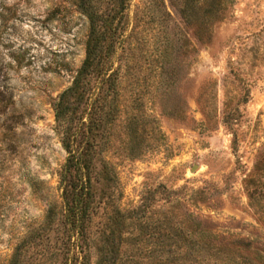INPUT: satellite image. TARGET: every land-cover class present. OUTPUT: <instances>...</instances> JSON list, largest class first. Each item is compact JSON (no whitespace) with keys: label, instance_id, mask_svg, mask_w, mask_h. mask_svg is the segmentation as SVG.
<instances>
[{"label":"rangeland","instance_id":"rangeland-1","mask_svg":"<svg viewBox=\"0 0 264 264\" xmlns=\"http://www.w3.org/2000/svg\"><path fill=\"white\" fill-rule=\"evenodd\" d=\"M163 1L170 14L163 22L151 18L163 12L160 0H131L128 9L130 19L136 6L148 12L102 152L115 171L118 204L136 205L145 187L160 183L206 187L207 201L193 211L214 232L250 241L238 262L264 264V223L244 186L264 151V0H226L209 42ZM88 28L75 0H0V264L28 231L53 235L55 222L48 228L44 218L49 206L60 208L57 171L66 153L51 103L81 65ZM160 62L172 75L167 86L158 83ZM39 247L22 264L41 262ZM207 253L195 251L184 264Z\"/></svg>","mask_w":264,"mask_h":264},{"label":"trees","instance_id":"trees-1","mask_svg":"<svg viewBox=\"0 0 264 264\" xmlns=\"http://www.w3.org/2000/svg\"><path fill=\"white\" fill-rule=\"evenodd\" d=\"M75 1L89 22L85 55L71 83L51 103L53 128L66 153L57 171L60 208L49 206L44 218L48 228L55 222L53 235L28 231L7 264H22L31 257L30 248L37 246L43 258L37 264H184L203 250L208 253L199 264H244L237 261L238 252L250 241L214 232L210 221L192 209L207 201L206 187L160 183L145 187L138 204L119 206L115 171L102 152L120 118L121 80L131 67L129 53L148 11L136 6L130 19L131 0ZM167 1L203 42L211 40L212 24L226 10V0ZM160 2L162 16L152 12L151 18L163 22L170 14ZM129 19L134 22L129 24ZM187 43L183 39L185 54ZM163 68L160 62L156 76L167 86L172 75ZM132 117L127 118L128 128ZM228 118L226 113L224 121L232 127ZM244 186L250 206L264 223V151Z\"/></svg>","mask_w":264,"mask_h":264}]
</instances>
